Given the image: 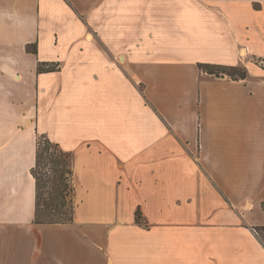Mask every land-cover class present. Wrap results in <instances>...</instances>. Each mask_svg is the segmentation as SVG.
I'll return each mask as SVG.
<instances>
[{
	"label": "crops",
	"instance_id": "crops-1",
	"mask_svg": "<svg viewBox=\"0 0 264 264\" xmlns=\"http://www.w3.org/2000/svg\"><path fill=\"white\" fill-rule=\"evenodd\" d=\"M43 134L70 222H34ZM263 202L264 0H0V264H264Z\"/></svg>",
	"mask_w": 264,
	"mask_h": 264
},
{
	"label": "trees",
	"instance_id": "trees-1",
	"mask_svg": "<svg viewBox=\"0 0 264 264\" xmlns=\"http://www.w3.org/2000/svg\"><path fill=\"white\" fill-rule=\"evenodd\" d=\"M203 71L218 77L226 75L232 79H244L248 76L246 66H222L200 64ZM42 65L39 71L46 70ZM49 69V68H48ZM52 164V177L46 178V173L41 172L42 164ZM31 172L36 180L37 201L35 223H66L73 220L75 205L72 202L74 195L73 181V153L63 150L59 143L52 141L45 134L42 141H38L36 162ZM71 198V199H70ZM264 206V205H263ZM55 218V219H54ZM137 221L144 223L140 214ZM257 228L264 232V225ZM264 237V235H263ZM264 241V238H261Z\"/></svg>",
	"mask_w": 264,
	"mask_h": 264
},
{
	"label": "rangeland",
	"instance_id": "rangeland-1",
	"mask_svg": "<svg viewBox=\"0 0 264 264\" xmlns=\"http://www.w3.org/2000/svg\"><path fill=\"white\" fill-rule=\"evenodd\" d=\"M227 76V75H226ZM225 76V77H226ZM228 77V76H227ZM228 78H230V77H228ZM42 141V135L41 136H39V138H38V141ZM42 166V169L40 168V170H41V172H45L46 173V178L48 179L49 177H52L53 176V172H52V170H51V168L53 167L52 166V164L51 163H46L45 165L44 164H42L41 165ZM71 199V198H70ZM72 202H73V197H72ZM74 203V202H73ZM264 202H263V204H262V208H263V210H264ZM55 219V218H54ZM247 226L249 227V228H253V227H256L257 228V226H254V225H248L247 224ZM257 230L259 231V235H258V237L259 238H264L263 237V235H264V232H262V231H260L258 228H257Z\"/></svg>",
	"mask_w": 264,
	"mask_h": 264
},
{
	"label": "built area",
	"instance_id": "built-area-1",
	"mask_svg": "<svg viewBox=\"0 0 264 264\" xmlns=\"http://www.w3.org/2000/svg\"><path fill=\"white\" fill-rule=\"evenodd\" d=\"M252 231H253L257 236L259 235V231L257 230L256 227H253V228H252Z\"/></svg>",
	"mask_w": 264,
	"mask_h": 264
}]
</instances>
